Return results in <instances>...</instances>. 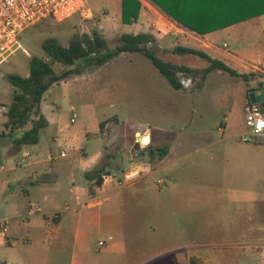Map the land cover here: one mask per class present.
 <instances>
[{
    "label": "rangeland",
    "instance_id": "374dc122",
    "mask_svg": "<svg viewBox=\"0 0 264 264\" xmlns=\"http://www.w3.org/2000/svg\"><path fill=\"white\" fill-rule=\"evenodd\" d=\"M137 1L140 15L131 24L122 22V0H90L88 18L45 20L21 35L23 49L0 66V217L10 219V237L17 240L15 246H0V260L10 264H264V140L246 143L240 138L247 131L245 96L260 92L264 73L252 64L229 65L253 74L249 81L220 70L203 72L205 60L174 51L178 46L201 49L192 36L148 2ZM93 32L107 41L108 49L120 45L125 33L153 34L156 40L148 48L164 61L194 70L191 78L178 74L191 82L174 88L140 52L122 53L101 66L87 59L71 67L52 63L54 74L70 68L80 73L53 83L45 92L41 111L49 125L40 130L39 141L16 144L32 127L31 116L36 114L28 117L23 128L11 124L10 108L15 103L24 110L31 99L17 101L15 96L23 91L12 85L10 76L28 77L33 57L48 62L43 50L46 40L67 47L75 35ZM207 38L220 45L226 42L228 52L252 63V53L264 54V15ZM73 113L76 120L71 123ZM115 121H134L132 128L137 124L176 134L169 147L171 159L177 161L166 173L148 175L144 186L133 185L140 193L131 195L133 200L125 194L126 188L117 189L108 195L111 200L88 209V203L78 205L76 196L89 198L88 174L110 148L99 132L100 124L112 127ZM115 147L110 149V159L117 182L137 165L124 158L128 145ZM147 160L153 163L154 159L148 156L135 163L147 170ZM159 178L168 184L171 178L178 180V196L172 200L175 212L161 208ZM31 204L39 205L43 214L28 215ZM101 241L109 245L101 247Z\"/></svg>",
    "mask_w": 264,
    "mask_h": 264
},
{
    "label": "trees",
    "instance_id": "16d2710c",
    "mask_svg": "<svg viewBox=\"0 0 264 264\" xmlns=\"http://www.w3.org/2000/svg\"><path fill=\"white\" fill-rule=\"evenodd\" d=\"M149 1L180 27L202 36L264 15V0ZM140 11L141 5L137 0H122V22L124 24L135 22L140 15ZM155 40V36L150 33H125L120 38V45L114 49H108L107 41L104 40L98 32H93L92 35H75L70 40L67 47L61 46L54 39L46 40L43 44V50L49 61L47 62L44 59L33 57L30 60V72L28 77L24 78L19 75H11L9 78L12 85L23 91V95L15 96L17 101L24 102L27 98L31 99L30 105L24 110H18L17 105L14 103L10 108V112H8L11 117V124H13L15 129L23 128L27 125L28 117L32 114H36V117L31 116L34 124L16 140V144H35L39 141L40 130L47 126L46 119L41 111V102L45 92L49 90L53 83L60 82L73 74L80 73L78 69L72 70V68H70L61 75L54 74L51 66L52 63H60L66 67H71L77 61L87 59L101 66L122 53L140 52L152 61L154 66L167 78L174 88H182L183 84L178 74L183 73L187 78H191L194 74V70L175 65L159 58L148 48V43L154 42ZM174 51L177 54L195 55L205 60L208 65L203 69V72L207 74L214 70H220L228 72L233 76L240 77L245 81H249L248 78L253 75L240 73L222 60L213 58L201 50L178 46ZM49 73H53L54 76L48 83L43 84L44 77ZM104 124L105 123L100 124L101 129ZM167 152V146L156 149L151 148L148 155L150 158H154L156 155L162 158ZM90 177L91 174H88V178ZM102 182L103 174L99 173L96 177V183L97 185H101ZM54 219L58 220L59 216L56 215Z\"/></svg>",
    "mask_w": 264,
    "mask_h": 264
},
{
    "label": "crops",
    "instance_id": "0c3cea01",
    "mask_svg": "<svg viewBox=\"0 0 264 264\" xmlns=\"http://www.w3.org/2000/svg\"><path fill=\"white\" fill-rule=\"evenodd\" d=\"M142 1L145 3L148 2L154 9H157L154 5L150 3L149 0H142ZM229 27H226V28L228 29ZM218 31L209 33L207 35L200 36L198 34L190 33L189 31L184 30L186 35L192 36L193 41L195 43L197 42L196 44L202 47L201 49H196V50H201L209 54L213 58L222 60L228 65L234 64L237 67L238 66L241 67L245 64L247 65L252 64L251 67L255 69H259L261 70L262 73H264V54L263 52L252 53L251 57H252V60L254 61L252 63H248L245 61L246 59H244V57H240L242 55H238V53H234V52H228L225 48V47H228L226 42L220 45L214 41H210L207 38L208 36ZM188 48H191V47H188ZM192 49H195V48H192ZM242 54L244 55V53ZM263 93H264V87L260 89V92L257 94H263ZM247 100H248V94L245 96V104L247 103ZM46 122L49 125V122L47 119H46ZM133 122L124 123V122L115 121L112 127L108 126L107 124H104L102 129L99 128V132L106 139L110 148L106 150V153L104 154V156L98 157V159L100 160V163H98V165L95 166L94 171L89 173L91 174V177L88 178L90 182V186L87 191V195L89 198L84 200L83 194L77 195L76 200L78 201V205H84L88 203V209H93V208L102 206L104 202H108L109 200H111V198L108 196L109 194H111L113 191L117 189H125V188H126L125 194L129 196V199L131 201L133 200L131 195L134 196L136 195V193L137 195L140 194L138 190L134 188L133 185L138 184L141 187L144 186L145 180L147 179L148 175H152L156 171H160L162 174L166 173L167 168L171 166L175 161H177V159H171L172 150L169 147L170 144L173 142L174 138L176 137V134L166 132L165 130L143 129L141 126H137L136 122L134 123L136 124L135 128H132L130 124H132ZM143 137L150 138L148 145L142 144L141 138ZM119 143H122L125 146L128 145L130 148V151L123 150L124 158L131 161L132 165L134 164L140 167L142 166L139 164L140 163L139 160H145V158H148L149 156L148 153L151 148L156 149V148H162V147L167 146L168 152L162 158H159L156 155L153 158L154 159L153 163H149L148 160L145 161L144 164H147L148 168L147 170L144 171V174L138 180H136V182L134 181L126 185L119 186L113 177V176H117V173L113 171L116 169V167L112 164V161L110 159V156L112 155V152L110 151V149H112V147L116 148L115 145ZM135 162H139V163H135ZM99 173L103 174V182L101 185H97L96 183V177L99 175ZM177 182L178 180L177 179L175 180L173 178L170 179L169 184L164 178H159L157 181V189L159 190V192L157 193V196L162 203L161 208L163 206L164 208L170 207L169 209L170 212H175V206H172V200L176 199V197L178 196V187H177L178 183ZM173 196H175V198ZM54 212L55 211H51V214ZM47 215H50V213ZM105 220H106V217H105ZM109 221L110 219H107V223ZM112 222L116 224V221L113 219L111 220V222H109V224H111ZM119 228H120L119 232H122L123 228H121V226ZM34 229L36 231H41V228L39 226L34 227ZM29 234H31L32 236L34 235L33 233H31V231H29ZM1 247H4V246H1Z\"/></svg>",
    "mask_w": 264,
    "mask_h": 264
},
{
    "label": "built area",
    "instance_id": "2783aa9c",
    "mask_svg": "<svg viewBox=\"0 0 264 264\" xmlns=\"http://www.w3.org/2000/svg\"><path fill=\"white\" fill-rule=\"evenodd\" d=\"M90 0H0V66L6 63L17 51L23 49L20 44L21 35L29 28L45 21H64L75 15L83 18L91 16L88 8ZM149 42L148 45H151ZM256 94V93H255ZM264 94V93H263ZM261 95V94H256ZM247 131L240 134L246 143H258L264 140V107L262 102H251L248 98L246 107ZM76 120L72 114L71 122ZM61 155H65L64 152ZM25 158L23 161H26ZM23 161L18 162L21 166ZM3 170V168H1ZM144 169L140 166L133 167L117 180L119 186L138 180ZM43 214L37 204H31L28 215ZM56 217V216H55ZM9 218L0 217V246H15L17 240L10 237ZM109 242L101 241L99 246L106 247ZM0 264H10L0 260Z\"/></svg>",
    "mask_w": 264,
    "mask_h": 264
},
{
    "label": "water",
    "instance_id": "95a60500",
    "mask_svg": "<svg viewBox=\"0 0 264 264\" xmlns=\"http://www.w3.org/2000/svg\"><path fill=\"white\" fill-rule=\"evenodd\" d=\"M54 76L53 73H49L48 75H46L43 79V84H46L48 82V80L50 78H52ZM182 84L184 86H188V84L191 82L190 79L188 80H181ZM249 99L251 102H262V106L264 107V94L261 95H256L255 93H250L249 94ZM149 137V136H148Z\"/></svg>",
    "mask_w": 264,
    "mask_h": 264
},
{
    "label": "bare ground",
    "instance_id": "6f19581e",
    "mask_svg": "<svg viewBox=\"0 0 264 264\" xmlns=\"http://www.w3.org/2000/svg\"><path fill=\"white\" fill-rule=\"evenodd\" d=\"M150 138H148V137H143V138H141V140H142V144H144V145H148V143H149V140Z\"/></svg>",
    "mask_w": 264,
    "mask_h": 264
}]
</instances>
